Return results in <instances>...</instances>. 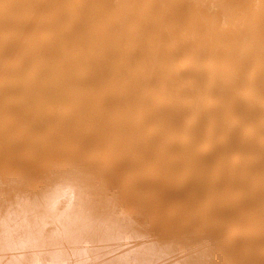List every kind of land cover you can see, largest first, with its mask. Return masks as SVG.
Instances as JSON below:
<instances>
[{"label":"bare ground","instance_id":"bare-ground-1","mask_svg":"<svg viewBox=\"0 0 264 264\" xmlns=\"http://www.w3.org/2000/svg\"><path fill=\"white\" fill-rule=\"evenodd\" d=\"M0 264H264V0H0Z\"/></svg>","mask_w":264,"mask_h":264}]
</instances>
